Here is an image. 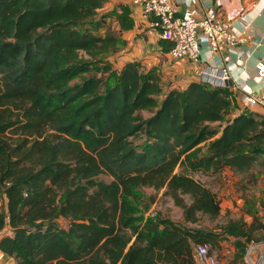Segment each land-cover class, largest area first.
Wrapping results in <instances>:
<instances>
[{
    "label": "trees",
    "instance_id": "16d2710c",
    "mask_svg": "<svg viewBox=\"0 0 264 264\" xmlns=\"http://www.w3.org/2000/svg\"><path fill=\"white\" fill-rule=\"evenodd\" d=\"M108 2L0 0V250L14 264H197L196 244L229 235L242 258L254 222L190 225L221 212L194 174L249 171L264 116L237 112L227 85L115 67L135 20L125 2L101 12ZM144 188L184 221L151 213Z\"/></svg>",
    "mask_w": 264,
    "mask_h": 264
},
{
    "label": "crops",
    "instance_id": "0c3cea01",
    "mask_svg": "<svg viewBox=\"0 0 264 264\" xmlns=\"http://www.w3.org/2000/svg\"><path fill=\"white\" fill-rule=\"evenodd\" d=\"M119 2L128 3L132 9L135 25L122 33L126 45L111 55L109 59L117 68L127 61H139L145 70L156 68L163 81L170 87L182 89L192 81L204 79L217 81L218 78L205 73L210 65L209 58L216 64H230L232 79L228 85L232 91L237 112L244 109L264 116L259 106L244 104L243 96L264 89V77L259 76L257 64L264 56V0H175L180 11L188 5L205 9L215 6L226 19H232L237 32L245 36L238 46L230 47L222 53L210 52L203 42L205 59L193 60L189 57L174 58L170 49L172 42L162 40L152 26V15H145L143 8L132 0H109L111 7ZM4 230L0 231V236ZM14 259L0 250V264H14Z\"/></svg>",
    "mask_w": 264,
    "mask_h": 264
},
{
    "label": "built area",
    "instance_id": "2783aa9c",
    "mask_svg": "<svg viewBox=\"0 0 264 264\" xmlns=\"http://www.w3.org/2000/svg\"><path fill=\"white\" fill-rule=\"evenodd\" d=\"M143 8L145 15H152V26L162 40L172 42L170 53L174 58L189 57L195 61L205 59L203 42L210 52L222 53L230 47L241 44L246 38L235 30L232 19L224 18L215 6L200 9L195 6L180 11L175 0H132ZM210 65L205 73L218 78L217 81L204 79L215 84H226L232 79L230 64H216L209 58ZM258 74L264 77V56L257 64ZM243 102L249 107L259 106L264 111V89L243 96ZM264 243L251 242L245 253L249 264H264ZM259 251L255 261L253 255ZM194 257L197 264H224L220 257L213 253L209 243H198L194 246Z\"/></svg>",
    "mask_w": 264,
    "mask_h": 264
},
{
    "label": "rangeland",
    "instance_id": "374dc122",
    "mask_svg": "<svg viewBox=\"0 0 264 264\" xmlns=\"http://www.w3.org/2000/svg\"><path fill=\"white\" fill-rule=\"evenodd\" d=\"M111 4L102 11L109 10ZM210 187L221 203V212L216 219L200 216L198 223L190 225L218 229V226L230 219L242 218L248 223L254 222L256 229L252 240L256 243H264V155L260 156L254 166L247 172H237L225 167L217 172H198L194 174ZM147 194H155V200L151 206V213H161L177 221H184L183 210L177 206L173 199L163 194L164 190L156 192L152 188H144ZM6 208V195L0 194V210ZM62 225H66L65 219H60ZM235 238L224 235L218 246H212L213 253L217 254L224 264H249L245 253L242 258L236 256ZM264 247V245H263ZM259 251L253 255L256 261Z\"/></svg>",
    "mask_w": 264,
    "mask_h": 264
},
{
    "label": "water",
    "instance_id": "95a60500",
    "mask_svg": "<svg viewBox=\"0 0 264 264\" xmlns=\"http://www.w3.org/2000/svg\"><path fill=\"white\" fill-rule=\"evenodd\" d=\"M226 84H229V85H230L231 83H229V82H226Z\"/></svg>",
    "mask_w": 264,
    "mask_h": 264
}]
</instances>
